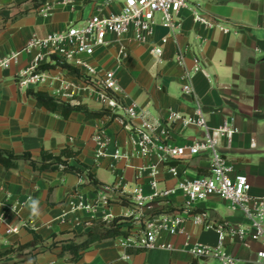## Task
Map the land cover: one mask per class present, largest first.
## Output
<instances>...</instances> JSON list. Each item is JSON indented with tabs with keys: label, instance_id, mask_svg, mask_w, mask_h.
<instances>
[{
	"label": "crops",
	"instance_id": "crops-1",
	"mask_svg": "<svg viewBox=\"0 0 264 264\" xmlns=\"http://www.w3.org/2000/svg\"><path fill=\"white\" fill-rule=\"evenodd\" d=\"M50 1L38 14L31 10L16 21L3 22L0 16V60L19 52L18 61L8 68L0 67V148L16 153L29 151L34 159L41 150L58 152L71 146L81 153V161L89 165L100 182L63 171L42 172L22 162L17 169L6 170L0 165V249L12 252L0 258V264H192L189 248L219 244V234L205 229L191 220L182 222L176 234L161 229L155 247L144 249L126 241L125 236L98 242L86 250L76 263L69 255L60 256L62 244L68 240H83L95 222L111 221L131 212L127 206L111 202L106 206L101 197L106 187L132 194L142 190L152 192L150 164H156V178L160 188L174 187L185 179L209 173L210 154H203L177 162V175L169 170L157 155L144 159L133 137L123 128L119 118L110 122L108 116L87 119L74 111L69 119L44 108H38L27 90L17 85V75L29 68L38 53L36 48L26 50L33 39L44 38L85 18L88 0H71L66 4ZM93 2V1H89ZM88 2V3H89ZM121 0L112 8L120 7ZM27 0H0V10H16L27 5ZM185 8L175 16V32L164 26L157 16L155 33L146 44L138 43L132 34L120 41L99 47L89 58L98 68L114 71L121 86V96L127 103H137L145 115L157 126L156 132L169 138L175 145H186L204 137V131L195 126L172 122V112L189 116L195 107L202 106L211 128L221 127L225 121L236 132L231 138L223 136L220 152L229 160L234 173L244 174L251 183V194L264 195V0H188ZM19 6V7H18ZM192 8L205 17L229 27L224 32L194 21ZM94 10V5L92 13ZM163 49L161 57L152 47ZM184 56V64L180 56ZM198 57L205 72L192 77L193 94L184 92L185 68L192 70ZM53 71L52 75H55ZM63 80L70 75L60 71ZM60 79V78H59ZM54 80V85L60 80ZM53 96V93H50ZM76 98V99H75ZM72 100L83 101L92 110L104 106L97 94L87 98L76 92ZM120 114L121 112H116ZM110 139L105 157L100 155V143ZM123 154L114 159L116 149ZM110 172L114 181L101 177ZM113 197V196H112ZM37 202L33 214L31 203ZM84 207H80V202ZM171 201L180 204L181 195ZM220 203L226 211L218 210ZM89 206V208H87ZM164 203H156L154 210ZM215 220L245 223L241 212L233 210L219 197L203 203ZM121 219L119 226L128 225ZM31 228L41 239L34 241ZM10 231V233H8ZM55 247L51 248V245ZM227 252L240 259L239 264H258V245L250 248L229 243ZM217 260V259H215Z\"/></svg>",
	"mask_w": 264,
	"mask_h": 264
},
{
	"label": "built area",
	"instance_id": "built-area-1",
	"mask_svg": "<svg viewBox=\"0 0 264 264\" xmlns=\"http://www.w3.org/2000/svg\"><path fill=\"white\" fill-rule=\"evenodd\" d=\"M70 1L67 0V2ZM92 1L94 2L92 15L87 19H81L80 24H70L61 31L30 42L26 50L36 48L38 53L29 68L17 75L18 87L23 90L43 89L53 93V96L58 99L64 100L73 98L78 92L74 80L85 85L86 82H90L91 86L94 85L100 89L97 94L104 109L109 112L106 116L111 119V115L116 114L123 128L135 136L132 143L139 147L140 156L144 159H150L153 155L159 156L162 162L170 166L169 171L173 175H177L178 172L177 167L170 163L172 160L210 154L208 174L185 179L174 187L160 188V182L156 178L158 174L156 164H150L147 168H150V176L153 179L152 192L149 195L143 194L142 190L127 194L119 192L112 186L106 187L107 195L101 197L102 203L110 206L114 201L131 209L130 213L125 214V217L131 218L129 225L132 226L130 234L124 237L126 241H133L134 245L147 250L152 249L155 247L158 232L161 229L168 230L174 235L182 222L191 220L194 224L205 229H213L219 234V244L215 247L200 245L189 248V253L194 260L217 259L221 264H239L240 259L226 249L229 243L236 242L247 248L258 245L257 263L264 264V195H252L248 177L234 173L229 160L219 150L221 138L223 136L231 138L236 130L231 128L227 121L221 127L211 128L202 106L198 104L191 115L184 116L172 112L168 120L180 121L186 127L201 128L204 131V137L195 139L190 144L175 145L169 138L156 132L157 126L137 103L129 104L121 96L122 89L114 71L98 68L89 60L97 48L113 41H120L130 34L138 43H148L155 33L158 15L161 16L164 26L174 33L177 27L175 16L181 10L188 8V0H121V6L116 8L112 6L119 0ZM192 12L195 22L207 27L220 28L226 33L230 31L229 27L202 15L197 8H192ZM151 51L158 57L163 55L161 47L154 46ZM18 55L19 52H13L1 59L0 67L8 68L13 62L18 61ZM54 57L60 60L61 64L78 68L83 77L63 80L61 74L52 75L53 71L58 70L56 68L61 65L43 69L44 65L54 63L52 60ZM179 58L184 64V56L181 55ZM61 70L68 73L67 69ZM198 72H205V70L200 66L199 58L195 57L193 69L185 68L184 70L185 93L193 94L192 77ZM57 79L60 80L59 86H57L58 83L54 85V80ZM70 103L78 105L81 102L72 100ZM119 111L121 113L117 114L116 112ZM99 144L103 148L100 155L105 157L107 148L110 146V139ZM122 157L123 154L117 148L113 158ZM177 195L183 198L180 204L171 201ZM214 196L226 201L233 210L241 212L245 223L215 220L210 209L203 206L206 200ZM160 202L164 203V206L154 210L155 204ZM79 206L84 207L82 201ZM126 221L123 220V222ZM135 225L138 226L134 227Z\"/></svg>",
	"mask_w": 264,
	"mask_h": 264
},
{
	"label": "trees",
	"instance_id": "trees-1",
	"mask_svg": "<svg viewBox=\"0 0 264 264\" xmlns=\"http://www.w3.org/2000/svg\"><path fill=\"white\" fill-rule=\"evenodd\" d=\"M49 1L51 0H36L33 6L24 8L20 11L12 10L10 8L1 9V19L3 22H7L9 20L16 21L17 19L28 15L31 10H36ZM52 60L54 63L44 65L43 69H51L61 65V67L67 69L71 75L79 78L83 77L78 68H75L69 64H61L60 60H58L56 57L52 58ZM27 94L35 99L36 106L38 108H44L49 112L58 113L64 119H69L74 111L83 112L87 119H100L109 114L108 110L106 109L92 110L82 102L78 105H72L70 102L52 96L48 91L43 89H28ZM116 118L117 115L112 114L110 122L114 121ZM80 153L81 152L79 150H75L71 146H65L58 152L43 148L40 153V158L34 159L33 154L29 151L16 153L12 150L0 148V165L6 170H10L19 168L20 164L24 162L30 165L34 171L39 173L63 171L64 173H71L80 177H86L91 182L99 184L100 182L92 172L91 167L81 161L79 158ZM172 164L176 165L177 162H172ZM120 220L121 218H117L110 224H108L106 221L95 222L94 227L88 231V233L85 235L86 237L83 240L77 241L75 239H71L64 242L61 246L62 250L59 255H69L68 261L70 263H76L82 258L84 252L96 243L108 239H116L119 236L127 237L129 233L124 228L119 226L118 222ZM29 231L33 233L35 243H38L37 240L41 239L40 236L37 235L31 228H29ZM52 247H55V244H52L51 248ZM11 252L12 249L4 251L0 249V258L10 254ZM33 262L36 264L35 258H33ZM192 264H199V262L198 260H194Z\"/></svg>",
	"mask_w": 264,
	"mask_h": 264
},
{
	"label": "rangeland",
	"instance_id": "rangeland-1",
	"mask_svg": "<svg viewBox=\"0 0 264 264\" xmlns=\"http://www.w3.org/2000/svg\"><path fill=\"white\" fill-rule=\"evenodd\" d=\"M38 1V0H37ZM51 1H55V0H51ZM27 5H24V6H20L19 8L16 9V11H20V10H23L24 8H27V7H31L33 6V4L36 2L35 1H32V0H28L27 1ZM50 2V1H49ZM47 2V3H49ZM89 0L87 1V4L84 8V13H85V18L84 19H87L89 18L91 15H92V9H93V5H94V2H89ZM67 3V0H58L57 1V4H66ZM36 13L40 14L43 12V7L40 8L39 10H36L35 11ZM82 20L78 21L77 24H80ZM58 70H56V72H54V74H60V71H63L61 70L62 68L59 66L58 68H56ZM68 72V70H67ZM68 75L72 76V77H75L73 75H71L69 72L67 73ZM76 78V77H75ZM71 79V77L69 78ZM74 83L76 84V86L78 87V92L79 93H82V94H85V96L88 98H92V97H96L97 96V91L99 92V88L96 86L94 87V85L91 86V83L90 82H86V85L81 83V82H78L77 80H74ZM60 83L57 84V86H59ZM80 102L83 103V101L81 100ZM101 177H104V179L106 181H108L109 183H112L114 181V176L113 174H111L110 172H104V174H102ZM218 210L220 211H226L227 208H226V205L224 203H220L219 206H218ZM122 220H128L126 221V225L125 226V230L130 234L131 232V228L132 226L129 225L131 224V218H127L125 216H122L121 217ZM123 223V222H122ZM138 225H135L134 227H137ZM199 264H221L218 260H215V259H210V260H205V259H199L198 260Z\"/></svg>",
	"mask_w": 264,
	"mask_h": 264
},
{
	"label": "clouds",
	"instance_id": "clouds-1",
	"mask_svg": "<svg viewBox=\"0 0 264 264\" xmlns=\"http://www.w3.org/2000/svg\"><path fill=\"white\" fill-rule=\"evenodd\" d=\"M31 208H32L33 214H36L37 212V202L36 201H32Z\"/></svg>",
	"mask_w": 264,
	"mask_h": 264
}]
</instances>
